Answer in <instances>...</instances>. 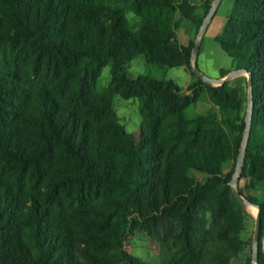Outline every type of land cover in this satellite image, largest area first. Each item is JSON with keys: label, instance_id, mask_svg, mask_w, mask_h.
<instances>
[{"label": "trees", "instance_id": "16d2710c", "mask_svg": "<svg viewBox=\"0 0 264 264\" xmlns=\"http://www.w3.org/2000/svg\"><path fill=\"white\" fill-rule=\"evenodd\" d=\"M212 1L0 0V264H147L124 249L136 231L160 246L167 264H232L245 250L249 216L228 185L245 89L196 79L193 45L176 38V15L199 28ZM215 41L250 76L239 178L254 191L264 182V0H233ZM138 57L190 72L188 93L129 76ZM107 65L110 80L99 91ZM114 96L139 101L138 133L121 124ZM202 97L219 118L186 116ZM245 199L259 208L264 264V201Z\"/></svg>", "mask_w": 264, "mask_h": 264}, {"label": "rangeland", "instance_id": "374dc122", "mask_svg": "<svg viewBox=\"0 0 264 264\" xmlns=\"http://www.w3.org/2000/svg\"><path fill=\"white\" fill-rule=\"evenodd\" d=\"M203 1L204 0H190L192 4H196L198 6L201 5ZM232 7L233 0H220L215 8L212 18L199 36L195 64L203 75L214 80L221 79V70L227 72L228 74H231L236 70L232 60L224 54L215 41V37L221 33L225 20L229 16ZM176 19L179 20V27L176 31V38L178 42L183 46H188L189 44L194 46L199 28L193 27L190 22L183 20L179 14L176 15ZM128 75L132 77L141 75L157 81H170L182 91H185V93H188L186 89L192 82L190 72H187L184 68H161L151 64H146L143 57H138L130 63ZM242 77H245L246 82H244ZM109 80L110 67L107 65L102 69L97 83V89L99 91L105 89L108 86ZM237 82L242 84L244 87L247 99L248 85L246 75H237L225 84L229 87H235ZM113 104L117 116L120 119L121 124L125 127V130L128 133H138L141 122L138 113L139 101L137 99L124 100L119 96H114ZM185 114L188 118L208 114L219 118L217 108L213 106L206 97H202L196 104L189 106L185 111ZM230 169L231 164H226L224 166L225 173ZM246 182L247 181L245 179L239 178L233 183V186L238 192L240 191L241 196L244 199L245 197L251 196L259 201H264V182L257 184V189L254 191H247L244 189ZM244 211L249 216L246 219L245 229L241 233V238L245 241L246 248L237 258L232 260V264H250L248 260H250L252 256L254 216L256 215L257 210L254 207L247 206ZM261 243L264 250V236L261 239ZM124 249L127 253L140 258L147 264H167L169 260L168 255L161 250L160 246L154 240L149 239L141 231H136L126 238L124 242Z\"/></svg>", "mask_w": 264, "mask_h": 264}, {"label": "water", "instance_id": "95a60500", "mask_svg": "<svg viewBox=\"0 0 264 264\" xmlns=\"http://www.w3.org/2000/svg\"><path fill=\"white\" fill-rule=\"evenodd\" d=\"M219 1L220 0H213L205 18L203 19V21H202V23L198 29L197 37H196V40H195V43H194V46L192 48L191 55H190V68H191V72L193 73V75L196 79H199L200 81H202L206 85L213 86V87L214 86H222L227 81H229L230 79L234 78L237 75L244 74L247 77L248 94H247V102H246L245 129H244V134H243V141H242V145L240 148L239 155L237 157V160H236V163L234 166V171H233L232 177H231L228 185L230 186V189H231V192H232V195H233L235 201L237 202V204L242 209L245 210L246 209L245 207L248 205L250 207L256 208V210H257L256 215L254 216V236H253V241H252V256L250 259V264H257L259 232H260L259 208H258V206L251 205L248 201H246L233 186V183L239 179V175H240L243 163H244L245 149L247 146L249 131H250V125H251L252 107H253V93H252L250 76L245 71L235 70L231 74H228L227 76H225L224 78L214 80V79L208 78L205 75H203L199 71V69L197 68V66L195 64V57H196L198 43H199V36L202 33L205 26L207 25V23L212 18L213 13L215 11V8H216L217 4L219 3Z\"/></svg>", "mask_w": 264, "mask_h": 264}, {"label": "bare ground", "instance_id": "6f19581e", "mask_svg": "<svg viewBox=\"0 0 264 264\" xmlns=\"http://www.w3.org/2000/svg\"><path fill=\"white\" fill-rule=\"evenodd\" d=\"M248 206V205H247ZM247 206L245 208H247ZM250 207V206H249Z\"/></svg>", "mask_w": 264, "mask_h": 264}]
</instances>
